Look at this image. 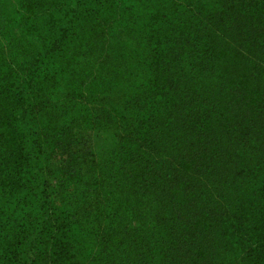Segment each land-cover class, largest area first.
<instances>
[{
    "label": "trees",
    "instance_id": "obj_1",
    "mask_svg": "<svg viewBox=\"0 0 264 264\" xmlns=\"http://www.w3.org/2000/svg\"><path fill=\"white\" fill-rule=\"evenodd\" d=\"M182 2L23 0L47 21L37 67L0 34V185L21 216L0 264L33 231L39 264H264V0ZM132 6L137 42L101 31Z\"/></svg>",
    "mask_w": 264,
    "mask_h": 264
},
{
    "label": "rangeland",
    "instance_id": "obj_2",
    "mask_svg": "<svg viewBox=\"0 0 264 264\" xmlns=\"http://www.w3.org/2000/svg\"><path fill=\"white\" fill-rule=\"evenodd\" d=\"M65 1V0H60ZM186 2L187 0H179ZM197 2V0H194ZM202 3H205L206 8H215L218 5L220 0H201ZM23 0H0V34L4 37V43L6 44L9 55L16 60L20 69H28L31 67H37L38 63L34 65V60L38 54L44 50L42 36L45 33V23L47 21V16L45 14L40 15L39 17H30L27 13L24 12L22 7ZM75 0H71V3L74 4ZM76 4V3H75ZM65 7L63 6L58 13L60 19V26H63L67 23V16L65 14ZM130 13L125 17H120L118 14H110L105 12L103 17L106 20L111 18H117L116 21L109 22L105 25L99 26L103 33H109L110 35H116L118 39H131L129 42L135 43L136 36L138 32V25L142 23L141 17L143 20H147L146 14L149 12L148 8L143 6L131 7ZM63 20V23L61 21ZM148 21V20H147ZM103 24V22H102ZM129 24V25H128ZM3 26V27H1ZM148 25L142 26L141 28H146ZM130 30V31H129ZM82 46L81 42H78ZM81 50H84L81 48ZM82 51H80V56ZM22 72H27L21 70ZM24 78V79H23ZM25 76L19 78L18 84L25 91L26 97H32L31 87L28 86V81L25 82ZM115 137L111 132L101 131L97 132L95 136V149L98 155V158H105L109 150L114 146ZM39 164L43 165V161H39ZM39 169L40 167L37 166ZM2 178H0V184ZM16 204L17 200L14 196H8L6 189L0 185V242L2 241L4 234H6L7 229L3 227V224H6V214H9L8 222L15 220L16 222L21 223V216L16 215ZM32 207L28 210L31 216L30 222L35 224L37 220H41L43 224L49 220L46 209L42 205L40 209V204L37 201H30ZM38 204V205H37ZM37 205V208H36ZM6 212V213H5ZM19 218V219H18ZM40 226V227H41ZM45 239L39 232L30 233L25 237L24 243L21 245L20 249V264H37L40 260V243ZM42 252V251H41ZM39 264V263H38ZM83 264V263H82Z\"/></svg>",
    "mask_w": 264,
    "mask_h": 264
}]
</instances>
